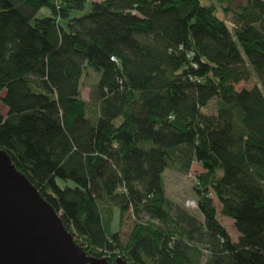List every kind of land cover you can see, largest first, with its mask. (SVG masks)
Listing matches in <instances>:
<instances>
[{
    "label": "trees",
    "instance_id": "trees-1",
    "mask_svg": "<svg viewBox=\"0 0 264 264\" xmlns=\"http://www.w3.org/2000/svg\"><path fill=\"white\" fill-rule=\"evenodd\" d=\"M89 1L0 0V149L89 254L264 264V0ZM194 162L199 216L164 181Z\"/></svg>",
    "mask_w": 264,
    "mask_h": 264
},
{
    "label": "water",
    "instance_id": "water-1",
    "mask_svg": "<svg viewBox=\"0 0 264 264\" xmlns=\"http://www.w3.org/2000/svg\"><path fill=\"white\" fill-rule=\"evenodd\" d=\"M0 264H131L89 254L59 213L0 149Z\"/></svg>",
    "mask_w": 264,
    "mask_h": 264
},
{
    "label": "rangeland",
    "instance_id": "rangeland-1",
    "mask_svg": "<svg viewBox=\"0 0 264 264\" xmlns=\"http://www.w3.org/2000/svg\"><path fill=\"white\" fill-rule=\"evenodd\" d=\"M203 1L205 2L207 0H203ZM247 2L248 0H228L226 4L227 5L231 4L233 9L236 10L239 6L246 5ZM207 3H209V1ZM89 7H90V1L87 0L85 5V11H87ZM218 14L220 17L226 19L228 22H231L232 13L226 15L222 10V8L218 7ZM47 15H50V11L48 10L47 7H43L37 14L38 17H43ZM96 81H97V76L94 73H91V75L88 78L84 79L85 86L82 89L83 98L89 102L88 113L91 117L95 116L97 113L96 106L91 103V98H90L91 89L96 83ZM255 84H256V79L251 78L246 81L239 82L236 87L238 89L252 88ZM215 105H216L215 100H213L211 104L208 106V108H206V111L209 113H213L215 109ZM0 107L2 113L6 114L7 106L4 105L1 101H0ZM202 170H203L202 167L197 162H194L188 174L179 172L174 168H168L165 170L164 173V181L166 184V191L169 198L172 199L174 202L185 206L188 210H190L191 212L197 215L199 213L198 210L196 209L195 203L194 202L191 203L196 199V193L193 188V180L199 173L202 172ZM65 184L66 182L61 181V185H65ZM68 184L72 185L73 182L69 181ZM215 204L217 205L218 208H220V204L217 201H215ZM219 219L226 226L233 239L238 240L239 233L235 228L233 219L227 216H223L220 213H219ZM118 227H119V209L115 208L112 228L113 230H116ZM122 230L124 234L127 233V231L129 230V226L128 225L124 226Z\"/></svg>",
    "mask_w": 264,
    "mask_h": 264
},
{
    "label": "built area",
    "instance_id": "built-area-1",
    "mask_svg": "<svg viewBox=\"0 0 264 264\" xmlns=\"http://www.w3.org/2000/svg\"><path fill=\"white\" fill-rule=\"evenodd\" d=\"M194 201H192L191 203H193ZM195 203V202H194Z\"/></svg>",
    "mask_w": 264,
    "mask_h": 264
}]
</instances>
